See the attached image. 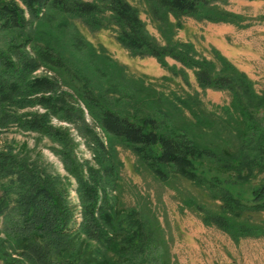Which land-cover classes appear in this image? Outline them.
<instances>
[{"label":"trees","instance_id":"trees-1","mask_svg":"<svg viewBox=\"0 0 264 264\" xmlns=\"http://www.w3.org/2000/svg\"><path fill=\"white\" fill-rule=\"evenodd\" d=\"M21 1L28 17L15 0H0V31L23 34L33 21L47 18L43 12L52 8L79 18L92 30L112 25L116 40L131 53L161 62L170 57L192 69L201 87L228 90L233 112L227 115L229 122L236 123L237 143L234 148L205 146L185 130L161 131L152 117L120 115L104 107L51 46L37 43L29 34L9 36L0 43V132L14 127L50 140L51 150L76 180L81 219L75 217L76 208L69 199V178L55 174L36 149L7 144L0 150L2 264H159L153 231L133 210L118 208L106 191L113 183L110 152L86 123L78 100L60 87L56 77L33 76L41 67L54 71L74 91L105 135L120 139L160 178L179 174L212 192L220 201L219 209L197 206L203 222L234 239L264 236V227L247 217L249 212L264 210V94H256L251 82L223 59V73H213L212 63L192 56L190 44L156 43L145 32L138 9L127 0ZM145 1L160 29L168 32L184 16L215 22L233 19L231 13L214 8L225 0ZM52 117L77 128L94 151L98 168L79 161L68 129L53 125ZM205 153L220 166L209 165Z\"/></svg>","mask_w":264,"mask_h":264},{"label":"rangeland","instance_id":"rangeland-1","mask_svg":"<svg viewBox=\"0 0 264 264\" xmlns=\"http://www.w3.org/2000/svg\"><path fill=\"white\" fill-rule=\"evenodd\" d=\"M15 1L28 17L23 2ZM127 1L138 9L145 32L156 43L190 44L192 56L212 63L213 73H223V59L251 82L256 94H264V0L216 2L214 8L231 13V21L184 16L179 18L180 24L172 32L160 29L161 24L154 20L145 0ZM43 13L47 18L33 21L23 34L31 35L37 43L51 46L59 53L71 74L79 82H86L104 107L129 117H152L161 131L185 130L188 137L205 146L234 148L236 123L229 122L227 115L233 112L228 90L201 87L192 69L170 57L161 62L152 56L131 53L116 40V28L112 25L92 30L79 18L55 9L47 8ZM170 20L175 22L172 17ZM15 33L22 34L0 31V43ZM41 75L56 77L60 87L72 94L84 109L86 123L110 152L113 183L106 191L118 208L133 210L153 231L157 246L153 251L159 264H264L262 234L234 239L228 232L203 222V214L197 206L212 211L219 209L220 201L212 192L179 174L169 173L166 178H160L120 139L101 131L82 100L60 82L54 71L41 67L33 73L34 77ZM37 109L42 111L40 107ZM51 122L68 129L80 162L88 161L98 168L94 151L75 126L57 117H52ZM7 144L36 149L55 174L69 178V199L75 205V217L81 219L76 180L51 150L50 140L35 131L11 127L0 132V150H5ZM207 156L209 154L205 161L209 165L220 166ZM247 217L264 227V210L249 212Z\"/></svg>","mask_w":264,"mask_h":264}]
</instances>
